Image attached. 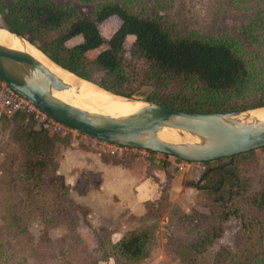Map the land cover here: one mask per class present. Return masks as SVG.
Segmentation results:
<instances>
[{"label": "rangeland", "instance_id": "rangeland-1", "mask_svg": "<svg viewBox=\"0 0 264 264\" xmlns=\"http://www.w3.org/2000/svg\"><path fill=\"white\" fill-rule=\"evenodd\" d=\"M53 1L76 6L85 16H90L97 6L80 0ZM135 2H139L136 9L147 7L181 17L203 38L230 35L240 45L256 77L252 89L238 103L251 106L264 101V46L261 47V26L253 25L264 11V0ZM120 25L121 20L112 16L100 24V30L110 39ZM134 41V36L127 38L128 51ZM80 42L82 38L77 37L68 45ZM105 48L88 56L94 59ZM131 63V81L126 86L136 96L133 99L145 101L146 95L154 92L178 100L187 96L196 99L193 102L204 100L189 83L144 80L140 75L143 77L150 66L142 59L133 63L132 58ZM235 102L233 99L230 103ZM9 118L0 116V264H264V212L251 202L264 188V148L235 161L240 182L236 190L240 194L217 202L194 186L213 163L178 171L172 165V156L153 152L151 159L139 152L113 156L84 143L80 135L51 131L60 139L54 151L61 167L47 179L43 190L58 204L46 215L42 210L33 214L32 209H21L23 204L27 206L25 200L20 201L27 194L23 151L13 139L15 126ZM84 150L100 152L110 163H133L134 177L129 180L138 183L136 191L139 195L144 192L147 199L138 198L127 186L123 190L125 183L115 185L100 170V157ZM163 165L166 172H156ZM144 230L152 235L146 258L129 261L120 256L118 243L130 232Z\"/></svg>", "mask_w": 264, "mask_h": 264}, {"label": "trees", "instance_id": "trees-1", "mask_svg": "<svg viewBox=\"0 0 264 264\" xmlns=\"http://www.w3.org/2000/svg\"><path fill=\"white\" fill-rule=\"evenodd\" d=\"M80 1L97 4L90 16L83 15L76 6L53 0H0V12L53 62L114 94L136 98L126 86L131 81L128 69L133 65V58V63L135 59H142L150 66L143 77L140 75L144 80L189 83L204 98L203 101L193 102L196 99L192 97L178 100L153 92L146 95L145 101L195 113H228L264 107V101L251 106L238 103L252 89L256 77L240 45L230 35L203 38L181 17L161 14L147 7L136 9L139 2L135 0ZM112 16H117L121 25L110 39H106L100 24ZM253 25L255 28L261 26L263 47L264 11H261V17ZM247 33L246 40L249 38ZM129 36L135 37L130 51L125 48ZM77 37H81L82 42L69 46L68 43ZM255 39L259 42L257 37ZM104 46L106 48L96 58L88 56L90 52ZM233 99L236 102L231 104ZM8 121L14 124L13 139L23 151V176L27 194L20 201L25 200L27 206L23 204L21 209H32L33 214L42 210L45 215L47 211H55L58 202L53 197L51 201L43 187L47 186V179L59 171L60 163L55 158L54 149L60 139L52 136L50 129L25 114L15 115ZM254 151L203 163H213L214 166L203 173L199 183L194 185L195 188L210 194L217 202L240 194L236 190L240 182L235 161ZM104 161L109 162V159ZM113 164L124 162L118 160ZM162 168L166 170L165 165ZM251 202L264 212V188L252 197ZM151 238L149 231H132L116 248L125 259L140 261L147 256Z\"/></svg>", "mask_w": 264, "mask_h": 264}, {"label": "water", "instance_id": "water-1", "mask_svg": "<svg viewBox=\"0 0 264 264\" xmlns=\"http://www.w3.org/2000/svg\"><path fill=\"white\" fill-rule=\"evenodd\" d=\"M0 29L33 45L1 12ZM0 78L57 122L111 144L148 150L191 163H209L264 148V120L251 115L254 109L228 113L186 112L117 95L95 84L111 95L140 102L142 106L122 117L92 112L56 97L55 91L70 90L72 86L27 49L2 44ZM260 108L264 107L255 109ZM164 130L177 133L181 141L161 139L159 133Z\"/></svg>", "mask_w": 264, "mask_h": 264}, {"label": "bare ground", "instance_id": "bare-ground-1", "mask_svg": "<svg viewBox=\"0 0 264 264\" xmlns=\"http://www.w3.org/2000/svg\"><path fill=\"white\" fill-rule=\"evenodd\" d=\"M0 44L11 46L17 49H27L53 73L59 76L67 84L71 85L70 90L55 91V96L83 109L110 115L114 117L127 116L138 110L140 102H130L121 97L111 95L107 91L96 86L94 83L81 79L74 73L61 68L47 57L43 52L30 44L15 37L4 29H0ZM251 115L257 119L264 120V108L254 109ZM159 137L166 141H181V137L171 130H164Z\"/></svg>", "mask_w": 264, "mask_h": 264}, {"label": "built area", "instance_id": "built-area-1", "mask_svg": "<svg viewBox=\"0 0 264 264\" xmlns=\"http://www.w3.org/2000/svg\"><path fill=\"white\" fill-rule=\"evenodd\" d=\"M18 114H25L34 118L37 122L54 133H61L63 135L72 134L73 136L80 135L84 143L93 147H98L113 156L123 157L129 152H139L143 154L146 159L152 158L151 151L111 144L57 122L29 99L16 92L10 85L0 78V116L13 117ZM191 164L194 163L187 162L176 157H174V160L172 161V165L178 171L187 170ZM201 164L202 163H196V165Z\"/></svg>", "mask_w": 264, "mask_h": 264}, {"label": "crops", "instance_id": "crops-1", "mask_svg": "<svg viewBox=\"0 0 264 264\" xmlns=\"http://www.w3.org/2000/svg\"><path fill=\"white\" fill-rule=\"evenodd\" d=\"M84 151H86V150H84ZM86 152H90L89 154H92V155H94L97 158L100 157L101 162H102V164H101L102 167H101L100 170H104L107 173L106 174L107 175V178H109L110 181H112L113 183H115V185L118 184V183H120V184L125 183L122 186V189L123 190H125L124 187L127 186L129 189H134L133 192H135L136 195L138 194V192L136 191V189L140 188V187L137 188V184L138 183H135L134 181L129 180L131 177H134L132 175L133 170L131 169L133 167V165H132L133 163L131 165L130 164L129 165H127V164H113V163L104 161L103 160V156H102V154L100 152H96V151H93V150H88ZM88 158L89 157H84V159H88ZM109 165H111V166H109ZM196 166H197L196 163L191 164L189 166V168L187 170H185V171H192L193 169L196 168ZM60 167H61V165H60ZM121 170H126L128 174L124 173ZM59 171H60V169H59ZM156 172H166V170L163 169L162 167H158L156 169ZM121 178L123 179V181L120 182L119 179H121ZM142 186H141V188H142ZM126 190H128V189H126ZM128 193L131 195L130 192H128ZM138 198H140V199H147L144 192H141L140 195L138 194Z\"/></svg>", "mask_w": 264, "mask_h": 264}]
</instances>
